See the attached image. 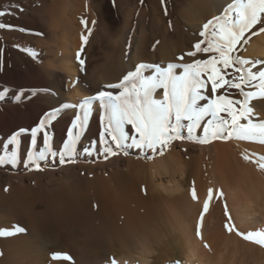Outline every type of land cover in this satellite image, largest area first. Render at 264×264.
I'll use <instances>...</instances> for the list:
<instances>
[{"label": "rangeland", "instance_id": "374dc122", "mask_svg": "<svg viewBox=\"0 0 264 264\" xmlns=\"http://www.w3.org/2000/svg\"><path fill=\"white\" fill-rule=\"evenodd\" d=\"M193 1L195 0H164L162 4L161 0H0V11L7 13L0 17V23L15 26L11 29H0V59L3 61V67L0 70V92L7 89L4 99L0 100V120L3 117L11 119L10 130L0 128V154L5 151L3 145L7 143L13 132L20 128L30 130L38 125L46 113L58 107L60 111L52 121L50 131L53 134V150L63 149L64 142L68 138L67 131L73 119L77 114L83 113L79 107H62V105H79L83 98L92 96L98 91H114L103 86L117 83L141 62L160 63L162 67H166L170 62L191 63L193 59L208 58L210 54H197L196 57H190L186 53L193 51L194 44L203 39L199 36L203 24L213 16L219 15L232 0H227L225 5L220 6L222 10L215 14L212 12L214 5L210 2L211 0H203L209 4L208 14H203L201 9L192 10L197 8L193 7ZM20 8L23 10L20 11ZM165 8L167 14H165ZM218 8L217 6L216 9ZM198 12L200 14L196 16ZM82 17L88 20L89 27L93 29L85 46V52L81 53V58L85 59L83 71L75 56L82 43L80 39L84 31L80 23ZM93 20L96 21L95 25L91 23ZM254 30L257 31V35L248 39L247 43L242 42V45H238L240 50L235 54L251 62L245 67L254 65L253 71H259L264 70V57L256 58L252 57V54L251 56L247 54L250 51L248 44L259 34L258 28ZM37 32L43 35H36ZM160 43L163 45L160 46ZM24 48L35 49L39 54L38 57L29 56L23 51ZM181 56L184 57L182 61L179 60ZM63 61L67 62L66 69L69 70L62 68L63 63L60 62ZM116 62L121 63L120 66L116 65ZM151 71L145 70V75L151 74ZM175 71L179 73L182 69ZM22 88L39 91L30 100L16 101L14 97ZM246 90L249 89L246 88ZM157 92L159 94L157 98H160L162 90ZM235 95L242 99L238 93ZM28 102L43 106L32 122L15 117L12 109L13 106ZM254 104L257 113L255 118L264 119V100L254 101ZM100 113L99 101H93L92 112L84 127L83 135L76 145L74 162L60 165L58 157L55 160L49 157L47 162H42V170L34 168L29 170L23 162L31 141L29 132L21 135L22 150L17 165L0 166V228L10 229L18 224L26 229L24 233L0 237V264H32L30 261L32 258H40L42 255L45 258H52L54 253H67L73 258L72 261L52 258L56 260L55 264L102 263L98 262L99 259L92 260L94 263H91V259L86 258L83 251H78L76 241L82 239L87 243L92 236L102 235L103 230L107 232L106 228L98 222L86 220L89 224L86 222V227L83 229L89 227L91 229H87L85 233L77 224H71V217L68 215L71 212V183L80 182L84 173L90 170V167L81 166L79 163L96 165L108 160L109 164L106 163L102 167L95 166L93 169L96 172L107 173L119 166L126 168L130 160L151 163L154 159L156 161L158 157L172 152L181 153L180 156L184 158L202 153L201 144L184 139L175 141L170 149L160 155L145 156L138 150L129 149L127 156L119 152L117 155H109V158L105 160L103 155L105 145L100 143ZM61 123L64 124L63 129L60 127ZM184 133L186 135V129ZM221 142L228 143L223 141L218 143ZM232 142L234 146L226 148L228 155L239 154L242 149L239 145L242 144L243 148L247 147L246 150L243 149L245 152H250L257 157L264 155V144L258 141L243 143V141L232 140ZM38 146H43L42 137L39 136ZM39 147L35 150H39ZM212 161L218 163L219 160L214 158ZM54 194L58 197L52 211L55 214L42 213L46 200L49 201V197ZM29 212L33 215V219ZM84 217L87 218L85 215ZM48 225L52 227L55 225L56 231L55 229L54 231L57 233V238L47 234L45 228ZM71 225H73L72 229ZM36 228H42V232L41 239L34 242L31 236L33 237L32 231Z\"/></svg>", "mask_w": 264, "mask_h": 264}, {"label": "snow or ice", "instance_id": "6c2138e0", "mask_svg": "<svg viewBox=\"0 0 264 264\" xmlns=\"http://www.w3.org/2000/svg\"><path fill=\"white\" fill-rule=\"evenodd\" d=\"M6 14L0 11V17ZM80 23L84 31L80 37V49L75 56L83 71L85 59L81 58V53L85 52L93 29L89 27L86 18L82 17ZM91 23L95 25L96 21ZM13 27L15 26L0 23V29ZM257 28L259 33H264V0H232L219 15L203 24L199 32L203 39L194 44L193 51L186 53L190 57L210 54L208 58L193 59L191 63L170 62L166 67H162L160 63L145 62L135 65L134 70L128 71L117 83L103 86L114 91H98L83 98L79 105H62L79 107L83 113L77 114L73 119L63 149L53 150V134L50 131L52 121L60 111L58 107L46 113L37 126L30 130L20 128L11 134L3 145L5 151L0 154V166L17 165L22 150L21 135L29 132L31 141L23 161L26 168L42 170V162H47L49 157L53 160L58 157L60 165L74 162L76 145L92 112L93 101H99L101 109L100 143L105 145V160L109 155H117L119 152L127 156L129 149L138 150L145 156L160 155L170 149L175 141L184 139L194 140L201 145L232 140L258 141L264 144V119L255 118L257 113L254 104V101L264 100V70L253 71L254 65L245 67L251 62L235 54L240 50L238 45L247 43L248 39L257 35L254 30ZM35 34L43 35L40 32ZM23 51L33 58L39 55L32 48H24ZM183 59V56L179 57V60ZM2 67L3 61L0 59V70ZM176 69L182 71L178 73ZM145 70H152L151 74L145 75ZM157 90H162L160 98H157ZM38 91L22 88L14 98L16 101L30 100ZM6 92L7 89L0 92V100L4 99ZM236 93L242 99L237 98ZM38 136L42 137V147L38 146ZM37 147L39 150H35ZM241 155L245 161L264 171V155L256 159L244 153ZM189 194L193 201L198 202L195 180L191 183ZM215 201L223 202L222 227L228 233H235L246 241L264 246V231L245 233L239 230L231 214L227 194L222 187L215 185L207 188L206 198L202 201V209L195 221L197 237L202 238L205 215ZM24 232V227L15 224L10 229L0 228V237ZM204 246L209 247L207 243ZM53 256L67 261L73 259L67 253H54ZM107 264L120 262L111 256ZM175 264L180 262L176 261Z\"/></svg>", "mask_w": 264, "mask_h": 264}, {"label": "bare ground", "instance_id": "6f19581e", "mask_svg": "<svg viewBox=\"0 0 264 264\" xmlns=\"http://www.w3.org/2000/svg\"><path fill=\"white\" fill-rule=\"evenodd\" d=\"M222 1H210L214 5L213 14L220 12L222 10L220 6L227 3V0ZM193 5L197 8L192 10L201 9L203 14H208L209 4L205 1L195 0ZM248 45L251 52L247 54L250 56L252 54V57L256 58L264 57V33H259ZM163 53L165 54V51ZM60 63H63L61 66L66 69L67 62ZM120 64L116 62V65ZM34 102L13 106L15 117L34 121L35 115L43 108ZM10 120L9 117H3L0 120V128L10 130ZM63 126L61 123L60 127ZM218 142L200 145L202 153L187 158L180 156L181 153L172 152L158 157L156 161L154 159L151 163L130 160L126 168L119 166L107 173L96 172L93 169L95 166L102 167L108 160L96 165L79 163L81 166L90 167V170L84 173L80 182L71 183V212L68 213L71 224H77L81 231L87 233L90 227L83 228L86 227L87 221L92 220L106 228L107 232L101 228L103 234L92 236L87 243L77 239L78 251H83L86 258L91 261L99 259L98 262H102L101 264H107L111 256L120 264H175L176 261L180 264H264V246L246 241L235 233H228L222 227L224 221L222 201H215L214 206L210 205L201 230L202 238L195 234V221L202 209V201L206 198L207 188L213 185L222 187L227 194L231 214L240 231L245 233L264 231V171L255 164L245 161L241 153L252 156L253 159L258 157L245 152L243 149L246 150L247 147L243 148V144L239 145L242 148L239 154L228 155L226 148L234 146L233 142ZM214 158L219 160L218 163L212 161ZM193 180L198 191V202L189 197V188ZM55 195L49 197L50 203L48 200L43 201L45 205L42 213L55 214L52 212L58 201ZM30 216L32 218L33 215ZM54 226L48 225L45 231L50 237L57 238ZM41 230L42 228L33 229L31 238L34 242L41 239ZM205 243L208 244V248L204 246ZM52 258H45L42 255L30 261L32 264H55L57 259ZM93 261L91 263H94Z\"/></svg>", "mask_w": 264, "mask_h": 264}]
</instances>
